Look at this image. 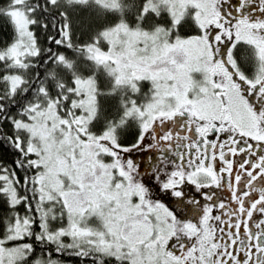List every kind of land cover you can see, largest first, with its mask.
Returning a JSON list of instances; mask_svg holds the SVG:
<instances>
[{
	"label": "snow or ice",
	"instance_id": "6c2138e0",
	"mask_svg": "<svg viewBox=\"0 0 264 264\" xmlns=\"http://www.w3.org/2000/svg\"><path fill=\"white\" fill-rule=\"evenodd\" d=\"M0 18V264H264V0Z\"/></svg>",
	"mask_w": 264,
	"mask_h": 264
},
{
	"label": "trees",
	"instance_id": "16d2710c",
	"mask_svg": "<svg viewBox=\"0 0 264 264\" xmlns=\"http://www.w3.org/2000/svg\"><path fill=\"white\" fill-rule=\"evenodd\" d=\"M9 27L7 26L5 20L3 18H0V37H4L9 32ZM0 155H6L3 153H0Z\"/></svg>",
	"mask_w": 264,
	"mask_h": 264
}]
</instances>
